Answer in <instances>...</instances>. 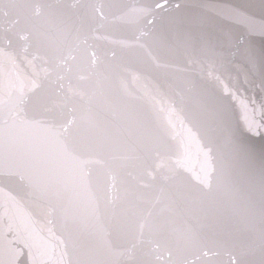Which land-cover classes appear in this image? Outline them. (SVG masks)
Segmentation results:
<instances>
[{
    "label": "water",
    "instance_id": "1",
    "mask_svg": "<svg viewBox=\"0 0 264 264\" xmlns=\"http://www.w3.org/2000/svg\"><path fill=\"white\" fill-rule=\"evenodd\" d=\"M0 264H264V0H0Z\"/></svg>",
    "mask_w": 264,
    "mask_h": 264
}]
</instances>
